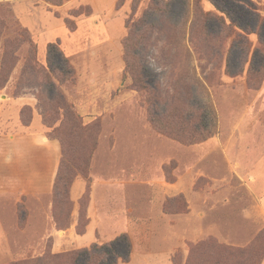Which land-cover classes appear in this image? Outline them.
<instances>
[{
  "label": "rangeland",
  "instance_id": "obj_1",
  "mask_svg": "<svg viewBox=\"0 0 264 264\" xmlns=\"http://www.w3.org/2000/svg\"><path fill=\"white\" fill-rule=\"evenodd\" d=\"M195 1L204 12L223 14L210 0H172L162 20H185L172 36L191 51L188 82L203 81L217 130L205 141L182 144L149 121L143 93L132 89L125 71L127 20L140 18L150 0H0V136L31 140L0 139L6 175L0 264L83 263L86 250L123 235L131 246L115 244L122 255L117 264H264V236L246 252L264 231V0H218L247 29L219 37L217 22L195 29ZM22 31L31 40L12 42ZM240 33L244 40L231 46ZM167 36V29L155 30L142 50L149 80L163 91L185 73L187 56L170 48ZM30 55L44 68L49 62L62 67L63 55L69 60L74 79L57 83V91L85 124L100 127L89 179L79 175L73 182L82 188L75 198L71 187L72 211L63 227L53 212L62 147L47 137L41 113L56 89L34 71L24 73ZM192 101L203 103L199 95ZM40 136L46 143L37 142Z\"/></svg>",
  "mask_w": 264,
  "mask_h": 264
},
{
  "label": "trees",
  "instance_id": "obj_2",
  "mask_svg": "<svg viewBox=\"0 0 264 264\" xmlns=\"http://www.w3.org/2000/svg\"><path fill=\"white\" fill-rule=\"evenodd\" d=\"M47 1L53 4H62L64 0ZM210 1L224 15L204 12L198 1H195V16L193 21L197 26L196 30L200 25L205 29L210 22H217L220 34L214 35H218V37L223 33H228L227 36L233 35L234 28L247 31L228 10L222 7L218 0ZM171 2L172 0H150L149 7L140 18L136 20L132 16L128 18L126 23L128 34L123 41L125 71L126 75L132 80V89L143 93V107L147 112L149 121L155 128L182 144H194L205 141L216 133L217 116L212 103L203 94V91H205L203 81L196 78L194 87L188 82V78L191 75V51L185 42L183 43L181 40L179 42L172 36L177 34V32L180 33L185 20H182L181 24L171 22L170 20H162L163 8L169 6ZM135 7L137 6L135 5ZM78 15H80L79 12H73V16ZM153 15H160L161 19L154 22L150 19ZM226 19H229L230 23H227ZM164 29L168 31L166 40L169 47L176 50L182 48L186 50L187 55L183 64L185 73L176 74L174 87L170 91H163L158 82L152 83L149 80L142 56V50L147 46L152 33L155 30L162 31ZM209 36L211 37L210 33ZM213 37L216 38L217 36ZM242 37V33L237 34L231 46L242 42L244 40ZM30 40L31 37L27 32L22 31L19 37L15 38L12 42L23 43ZM261 44L264 47V39L261 41ZM35 59L36 56L30 55L28 57L24 73L34 71L42 77L45 84H51L52 88L56 89L54 95H47L44 98L41 113L45 126L49 128L47 137L59 140L62 147V158L53 188V212L57 226L63 227L65 220L70 218L72 211L71 187L73 182L79 175L85 179H89V163L100 127L95 123L91 125L85 124L82 118L75 112L73 105L64 98L61 92L57 91V83L63 84L74 79V69L70 65L69 60L63 55L64 63L62 67L55 66L49 62L48 67L44 68L39 67ZM244 62L246 64L248 59H245ZM180 63L181 61L174 60V65H180ZM258 70L259 68H256L253 65V60H251V74L257 73ZM197 95L203 100L202 105L193 103L192 100ZM93 131L96 132L93 134ZM76 136H78L79 146L77 147V152L73 154L71 141ZM263 236L264 231L256 237L255 241L248 245L246 252L250 253L249 250L253 249L256 244L254 242L260 241ZM120 240H126L127 244L131 246L129 237L123 235L108 245L98 246L95 244L93 249H91L92 251H85V262L81 263L77 260L74 261V264H117V259L122 255L120 252H117L115 244Z\"/></svg>",
  "mask_w": 264,
  "mask_h": 264
},
{
  "label": "crops",
  "instance_id": "obj_3",
  "mask_svg": "<svg viewBox=\"0 0 264 264\" xmlns=\"http://www.w3.org/2000/svg\"><path fill=\"white\" fill-rule=\"evenodd\" d=\"M41 133H34V135H40ZM11 137V138H10ZM1 138H6V139H8L9 140V142L11 141V143H15V142H18V141H21V140H26V141H29V142H31V140L29 139H26V138H19L18 137V135H10V134H5V135H3V136H0V139ZM41 139V140H40ZM1 141V140H0ZM32 141L34 142L35 141V138H33L32 139ZM40 141H43L44 143H46L45 142V139L44 138H41V136L40 137H38L37 138V142H40ZM32 144H35V142L34 143H32ZM36 145H38V143L36 144ZM12 151V150H11ZM11 151H9V153L11 152ZM5 155H6V153H5ZM9 155V154H8ZM5 166V165H4ZM2 169L3 170H1V172H0V186H3V185H5V167H2ZM4 180V181H3ZM7 180V179H6ZM81 188H82V184H81V182H79V181H77V182H75L74 184H73V187H72V194H73V197H77V195H78V193L80 192V190H81ZM5 189L6 188H2L1 187V189H0V193L1 194H3V193H5L4 191H5ZM95 220L93 219L92 221H91V223L89 224V229H90V227H93V222H94ZM89 231V230H88Z\"/></svg>",
  "mask_w": 264,
  "mask_h": 264
}]
</instances>
